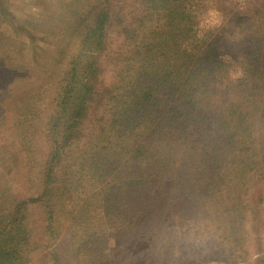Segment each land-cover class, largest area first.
Listing matches in <instances>:
<instances>
[{
  "label": "rangeland",
  "instance_id": "rangeland-1",
  "mask_svg": "<svg viewBox=\"0 0 264 264\" xmlns=\"http://www.w3.org/2000/svg\"><path fill=\"white\" fill-rule=\"evenodd\" d=\"M103 1L0 0V264H264L263 163L246 168L243 180L244 173L230 166L234 155L240 161L251 152L259 156L264 137H251L254 142L246 144L255 148L249 152L226 146L212 154L188 150L187 156L175 146L165 149L172 155L167 154L171 163L164 169L153 166L122 176L120 167L109 168L97 186L95 176L90 180L88 172L79 171L86 185H75L73 201L58 196L74 186L54 191L52 181L38 179L49 150L43 127L53 110L52 92L41 94L23 132L10 122L13 110L42 87L53 60L64 57V64L74 57L81 61L78 67H86L87 59L78 57L80 42L71 41L65 28L77 5L84 3L87 11L88 3ZM208 6L217 3L207 0L201 13ZM115 33L106 35L113 55L123 48ZM49 68L50 76L59 71ZM111 70L106 64V87L114 81ZM86 129L84 134L91 130ZM57 132L56 143H49L60 148L62 166L78 156L87 136L64 149V134ZM119 188H127V198L110 194ZM47 207L55 213L49 219Z\"/></svg>",
  "mask_w": 264,
  "mask_h": 264
},
{
  "label": "trees",
  "instance_id": "trees-1",
  "mask_svg": "<svg viewBox=\"0 0 264 264\" xmlns=\"http://www.w3.org/2000/svg\"><path fill=\"white\" fill-rule=\"evenodd\" d=\"M206 1L104 0L88 3L87 11L84 3L76 6L65 29L71 31V41L80 42L78 57L87 59L86 67H78L81 61L74 57L64 64V57L53 60L59 71L50 76L47 66L42 87L25 95L10 120L19 129L27 127L41 94L52 92L53 110L43 127L49 150L38 179L52 181L54 191L74 186L60 200L73 201L75 185H86L79 171L88 172L90 180L95 176L97 186L109 176V168L120 167L122 176L153 166L164 169L171 163L167 154L172 155L165 149L175 146L185 154L193 149L212 154L226 146L249 152L255 148L250 138L264 137V0H214L226 26L201 39L196 20ZM109 30L122 40L120 53L107 52ZM106 64L114 67L110 87L104 86ZM230 68L241 72L237 79L228 76ZM57 131L64 134V149L87 136L81 154L67 159L71 164L60 166L65 158L59 145L56 149L49 143H56ZM259 150V156L244 154L242 163L234 155L230 166L244 173L242 180L246 168L264 167V147ZM63 167L67 169L57 179ZM125 190L110 194L127 198ZM46 209L48 219L55 215Z\"/></svg>",
  "mask_w": 264,
  "mask_h": 264
},
{
  "label": "clouds",
  "instance_id": "clouds-1",
  "mask_svg": "<svg viewBox=\"0 0 264 264\" xmlns=\"http://www.w3.org/2000/svg\"><path fill=\"white\" fill-rule=\"evenodd\" d=\"M226 26V18L223 11L216 6H208L196 20L197 37L203 38L209 31H218ZM241 72L237 70L232 72L230 70L229 75L232 78L239 76Z\"/></svg>",
  "mask_w": 264,
  "mask_h": 264
}]
</instances>
